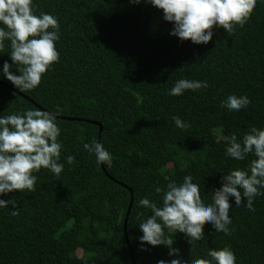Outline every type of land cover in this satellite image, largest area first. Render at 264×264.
Here are the masks:
<instances>
[{"label":"trees","instance_id":"16d2710c","mask_svg":"<svg viewBox=\"0 0 264 264\" xmlns=\"http://www.w3.org/2000/svg\"><path fill=\"white\" fill-rule=\"evenodd\" d=\"M35 13L57 17L59 59L33 90L20 92L0 76V115L38 109L55 112L61 129V162L74 155L56 177L46 169L35 190H14L0 198L15 199L19 214L0 209V264H156L170 260L163 246L141 245L138 224L150 215L138 206L169 180L191 175L209 199L229 170L245 168L250 159L224 155L226 140L239 139L251 126L264 128V3L257 2L243 24L231 34L213 26L207 44L180 41L170 22L141 0H33ZM6 46L0 68L12 63ZM15 71V69H12ZM179 78L204 80L206 89L166 95ZM18 91L21 95L17 94ZM247 95L250 104L237 112L221 106L225 93ZM27 97L28 99H25ZM172 115L188 121L175 128ZM62 117V118H61ZM70 118L72 120L66 119ZM111 153L103 164L110 179L83 149L97 139ZM171 164L169 169L167 166ZM126 186V187H124ZM133 201L126 222L123 221ZM229 200L234 229L217 233L202 225L204 238L188 242L172 236L179 258H207L209 249L231 247L236 264H264V195L254 199L255 211ZM78 251L80 254H78Z\"/></svg>","mask_w":264,"mask_h":264},{"label":"clouds","instance_id":"9594fccd","mask_svg":"<svg viewBox=\"0 0 264 264\" xmlns=\"http://www.w3.org/2000/svg\"><path fill=\"white\" fill-rule=\"evenodd\" d=\"M258 0H144L158 10L162 19L172 24L170 36L193 44H207L213 36V26L223 28L229 34L235 26L243 24ZM264 3V0H259ZM140 4L141 0H130ZM60 37L57 17L41 11L35 13L33 0H0V50L6 46L10 60L3 63L0 76L20 92L35 89L42 75L59 59L55 43ZM15 69V71H12ZM204 80L179 78L167 89L166 95L180 96L185 91L206 89ZM220 104L229 112H237L250 104L247 95L225 93ZM55 112L28 109L0 115V196L16 191H34L35 172L46 169L58 177L65 164L72 165L74 155L64 156L61 162L62 142L58 139L61 129ZM175 128L186 130L190 124L179 115H172ZM226 140L224 155L236 161H244L251 154L245 168L236 167L221 177L220 187L211 190L209 199L202 198L200 183L191 175L182 180H169L153 191L159 203L148 196L137 203L150 211V215L138 224L142 233L138 241L143 245L163 246L168 249L170 260H158L156 264H236L230 246L209 249L207 258L182 259L179 250L172 247V236L182 233L188 242L204 238L202 225L209 223L217 233L230 235L234 229L229 216L230 203L242 204L255 211L253 201L264 195V128L251 126L240 138L235 133L223 137ZM83 149L94 154L96 163L111 162V153L96 140L84 143ZM11 215L19 214L15 199L0 198V209H8Z\"/></svg>","mask_w":264,"mask_h":264},{"label":"water","instance_id":"95a60500","mask_svg":"<svg viewBox=\"0 0 264 264\" xmlns=\"http://www.w3.org/2000/svg\"><path fill=\"white\" fill-rule=\"evenodd\" d=\"M1 85H4L3 83H0ZM17 94L21 95L18 91H15ZM25 99H28L27 97H25ZM29 100V99H28ZM30 102H32L31 100H29ZM33 103V102H32ZM38 109L40 110H43L42 108H40L38 105L34 104ZM44 111V110H43ZM62 118V117H61ZM66 119H69V120H72L70 118H66ZM89 123H92V124H95L98 126V133H97V139L96 141L99 142L100 140V134H101V130H102V127H101V124L100 123H97V122H94V121H90ZM100 167L102 169V171L110 178L112 179L105 171L104 167L102 164H100ZM126 187V186H124ZM129 190V194H130V199H129V204H128V207H127V211H126V214H125V217H124V221H123V233H124V238H125V241L126 243L128 244V241H127V238H126V222H127V217H128V214H129V210H130V207L132 205V201H133V192L131 191V189H128ZM129 249V252H130V255H131V262L132 264H135L134 263V260H133V257H132V254H131V250L130 248L128 247Z\"/></svg>","mask_w":264,"mask_h":264},{"label":"rangeland","instance_id":"374dc122","mask_svg":"<svg viewBox=\"0 0 264 264\" xmlns=\"http://www.w3.org/2000/svg\"><path fill=\"white\" fill-rule=\"evenodd\" d=\"M167 167L170 169V168H171V164H169ZM78 254H80V252H79V251H78Z\"/></svg>","mask_w":264,"mask_h":264}]
</instances>
